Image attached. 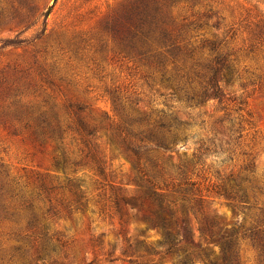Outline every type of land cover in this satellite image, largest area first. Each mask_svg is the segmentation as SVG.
<instances>
[{
  "label": "rangeland",
  "instance_id": "1",
  "mask_svg": "<svg viewBox=\"0 0 264 264\" xmlns=\"http://www.w3.org/2000/svg\"><path fill=\"white\" fill-rule=\"evenodd\" d=\"M140 2L0 0V163L7 171L4 199L9 212L0 216V264H30L34 259L36 264H173L160 263L161 231L130 205L123 207L121 217L112 200L110 181L127 194L137 192L131 157L110 132L120 120L109 98L116 88L136 98L132 105L127 102L131 113L156 116L164 110L186 120L189 137L165 153L169 164L193 168L194 152H201L204 163L196 164L193 178L202 185L216 179V169L251 177L254 187L248 184L247 199L212 194L206 211L228 229L246 228L261 218L264 0H202L194 7L180 1L172 8L174 15L190 20L197 18L195 12H210L192 32L197 57L230 53L234 71L222 67L219 76L223 98L204 101L187 99L172 80L146 77V67L127 53V16ZM212 42L219 43L216 49ZM75 112L91 123L102 122L95 141L107 176L86 161L87 147L78 132L66 130L61 139L40 132L43 127H67ZM59 157L67 158L66 164H57ZM34 213L41 227L48 226L49 238L31 235L28 219ZM183 215L199 240V218L192 210H183ZM177 231L182 245L175 257H183L182 230L175 227ZM143 241L157 250L122 254L127 243ZM210 248L211 258L220 256L219 244ZM239 253L245 264L258 262L248 238H241Z\"/></svg>",
  "mask_w": 264,
  "mask_h": 264
},
{
  "label": "trees",
  "instance_id": "2",
  "mask_svg": "<svg viewBox=\"0 0 264 264\" xmlns=\"http://www.w3.org/2000/svg\"><path fill=\"white\" fill-rule=\"evenodd\" d=\"M180 1H187L194 7L202 0H141L136 3L137 7L133 6L127 16L123 32L127 53L134 61L146 67V77L158 76L164 80H172L178 89L185 92L189 100L204 101L208 96L221 99L224 96L219 84L221 68L226 67L230 73L234 71L230 53L217 54L211 59L197 57L196 46L191 41L192 32L203 26V17L211 14L208 11L203 14L195 12L198 13L197 18L192 20L186 15H174L172 8ZM49 11L50 7L45 14ZM13 42L14 40L10 41ZM218 44L211 43L214 49ZM109 98L120 118L118 122L112 123L111 136L131 157L133 179L137 185L135 194H127L119 185L110 181L114 190L112 200L115 209L122 217L123 207L130 205L137 210V214L142 213L150 226L161 231L164 236L162 250H157L144 241L135 244L129 242L122 248V254L130 256L157 250L160 263L172 260L173 264H196L193 260L196 257L203 264H245L240 257L239 245L241 238H248L257 250L256 264H264V208L261 218L254 219L250 226L231 229L215 213L205 209L208 197L212 194L240 201L247 199L248 184L254 187L251 177L241 175L235 170L224 172L216 169V179L202 185L201 181L193 178L196 164L200 161L204 163L201 152H194L193 168L182 163L169 164L164 157L166 152L173 151L174 142L188 139L189 127L186 120L164 110L156 116L152 112L131 113L127 102L132 105L136 98L132 94H122L117 88L109 91ZM73 119L74 122L67 127H43L40 132H49V136L60 139L66 130L78 132L87 147L86 161L89 159L101 175L107 176L105 161L96 148L95 141L102 122L91 123L79 112L74 113ZM206 148L210 149L209 146ZM67 161L65 157L56 159L57 164H66ZM81 162L73 161L74 164ZM6 172L0 163V216L9 214L4 199L8 190L3 177ZM179 199L182 205H179ZM183 210H192L199 218V240L195 239ZM28 224L32 229V236L50 237L48 226L44 224L41 227V219L37 213L28 219ZM175 227L182 230V249L185 251L183 257H175L177 248L182 245L177 241L179 231L173 232ZM211 244H219V257H210L213 251ZM35 260L30 264H36Z\"/></svg>",
  "mask_w": 264,
  "mask_h": 264
}]
</instances>
